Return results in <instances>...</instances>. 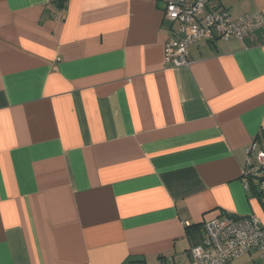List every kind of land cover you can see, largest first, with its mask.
I'll use <instances>...</instances> for the list:
<instances>
[{
  "label": "crops",
  "instance_id": "1",
  "mask_svg": "<svg viewBox=\"0 0 264 264\" xmlns=\"http://www.w3.org/2000/svg\"><path fill=\"white\" fill-rule=\"evenodd\" d=\"M170 28L158 0H0V264H186L205 222L264 224V26L181 68Z\"/></svg>",
  "mask_w": 264,
  "mask_h": 264
},
{
  "label": "built area",
  "instance_id": "2",
  "mask_svg": "<svg viewBox=\"0 0 264 264\" xmlns=\"http://www.w3.org/2000/svg\"><path fill=\"white\" fill-rule=\"evenodd\" d=\"M170 23L171 38L165 44V63L189 67V51L195 44L215 43L230 38L244 39L264 26V14L234 18L222 0H158ZM256 143L248 148L241 180L245 188L256 181L264 194V155L255 156ZM257 253L264 264V224L256 216L224 214L205 222L203 240L193 247L186 264H230L247 254Z\"/></svg>",
  "mask_w": 264,
  "mask_h": 264
},
{
  "label": "trees",
  "instance_id": "3",
  "mask_svg": "<svg viewBox=\"0 0 264 264\" xmlns=\"http://www.w3.org/2000/svg\"><path fill=\"white\" fill-rule=\"evenodd\" d=\"M68 0H58V3L61 7H64L66 5ZM250 188L252 189L255 196L258 197V199L261 201L263 208H264V194L259 188V184L256 183V181H253L250 183Z\"/></svg>",
  "mask_w": 264,
  "mask_h": 264
},
{
  "label": "rangeland",
  "instance_id": "4",
  "mask_svg": "<svg viewBox=\"0 0 264 264\" xmlns=\"http://www.w3.org/2000/svg\"><path fill=\"white\" fill-rule=\"evenodd\" d=\"M259 259V255L257 253H253L251 255H247L244 258L240 259L239 261L234 262L235 264H255L256 257ZM232 263V264H234Z\"/></svg>",
  "mask_w": 264,
  "mask_h": 264
}]
</instances>
